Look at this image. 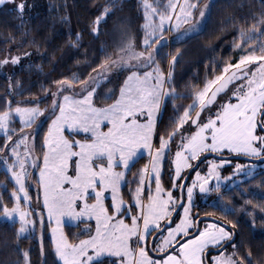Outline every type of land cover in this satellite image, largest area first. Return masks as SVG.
Here are the masks:
<instances>
[{"label":"snow or ice","instance_id":"snow-or-ice-1","mask_svg":"<svg viewBox=\"0 0 264 264\" xmlns=\"http://www.w3.org/2000/svg\"><path fill=\"white\" fill-rule=\"evenodd\" d=\"M6 2L0 0V5ZM12 3L22 20L27 0ZM209 11L210 5L201 7L199 0H168L163 11L144 0L143 50L138 51L134 40L128 39L118 46V52L106 55L85 79L74 76L55 81L57 89L49 91L52 102L48 109L19 105L13 109L9 101L0 111V131L6 137L0 146V162L6 165L16 185L12 190L15 202L11 207L0 202V211L6 221L15 222L18 217L19 239L35 231L36 213L40 214L43 229L46 210L48 222L55 221L51 232L56 259L52 264H105L104 257L113 258L110 264H253L252 250L249 248L245 254L241 245L234 242L238 220L228 221L232 230L219 221H205L201 228L191 209L197 188L206 194L212 191L213 180L218 190L221 179L254 178L255 165L248 161L264 160V11L259 17L253 16L250 25L247 18H240L241 23L236 24L237 18L233 17V46L240 51L239 58L226 63L202 88H196L191 103L172 121L171 130L165 128L161 133L159 127L166 98L178 95L172 84V71L166 73L157 60L164 33L173 30V20L178 35L197 32ZM110 14L109 6H103L92 22L91 32L98 35L101 23ZM182 25L187 27L182 29ZM176 53L171 56L170 68L178 61L181 50ZM10 59L16 64L20 57ZM8 62V58L0 61ZM113 72L128 74L118 95L112 90L105 97L112 102L98 106L97 87L101 80L110 82ZM77 81L79 91L73 87ZM70 89L71 94H67ZM45 112L50 123L43 135L42 156H33L34 144L28 146L29 136L23 128L35 124L33 133L38 135V121ZM16 117L22 128L14 138L12 133L17 130L11 125ZM81 132L85 139L74 138ZM157 136L158 146L154 143ZM173 144L174 175L170 174L172 186L166 189L161 168ZM143 150H147L149 162L139 169L137 186L125 200L122 184L127 183L126 173L142 158ZM225 152L246 161L237 160L228 177H222L220 172L226 163H231L223 158ZM206 153L218 154L219 158L209 161L207 172L202 173L191 162L199 161ZM30 168L39 169L38 176L30 173ZM185 169L195 171L190 184L182 175ZM30 176L37 187L35 208L29 191ZM109 191L111 204L105 202ZM178 208L183 209V215L178 214ZM220 211L227 218L235 209L223 205ZM65 217L94 218L95 232L70 241L62 227ZM260 219L264 222V216ZM251 223L255 225V216ZM40 255L42 264H48L43 235ZM23 264H32L30 250L23 251Z\"/></svg>","mask_w":264,"mask_h":264},{"label":"trees","instance_id":"trees-1","mask_svg":"<svg viewBox=\"0 0 264 264\" xmlns=\"http://www.w3.org/2000/svg\"><path fill=\"white\" fill-rule=\"evenodd\" d=\"M157 1H161L163 5L166 0ZM143 2L144 0H43L37 8L25 11L22 20L15 8L0 6V61L12 53H22L26 48L33 49L31 51L35 53L33 58L13 67L7 74L0 72V111L6 108L9 101L12 108L17 105L47 108L52 100L49 91L57 87L55 81L65 77L72 79L74 76L85 79L106 55L118 52V46H122L128 39L134 40L136 46L141 48L145 22ZM105 5L109 6L111 14L106 22L101 23L100 33L97 35L91 32L92 22ZM262 11L264 3L261 0H212L209 14L198 32L178 40L171 38L163 43L157 60L164 71H172V84L178 95L176 98H166L162 105L159 118L161 133L165 128L171 130L172 121L191 103V94L197 87L202 88L203 83L219 74L226 63L235 62L239 58L241 53L233 46L236 37L233 17L237 18L236 24L241 23L240 18H247L250 25L252 17H259ZM77 34H80L79 37ZM177 49L181 50V54L170 68L168 61H171L172 55L177 54ZM124 75L125 72L119 73L110 82L102 80L99 83L95 97L97 105L111 102L105 99L108 95L106 90H115L117 94ZM75 84L78 85L79 82ZM49 121L50 118L47 117L40 124L39 134L34 135L36 156H42L41 144ZM76 137L85 136L80 133ZM5 139L4 134H0V146H3ZM154 143L158 146V136ZM173 148L174 144L161 168L162 184L166 189L172 186L170 174ZM208 156L212 154H204L198 161L200 168L204 167L203 162ZM146 163L148 156L143 154L126 173L127 183L122 184L121 188L125 200H128L137 186L139 169ZM229 170L226 167L224 173ZM189 171L190 169L183 176ZM193 173L194 170H191L188 174V181L192 179ZM28 184L31 185L29 191L33 197L32 203L37 204L35 180L29 179ZM15 186L9 172L0 167V202L12 206L15 202L12 197ZM209 193L200 195L196 190L192 215L198 217L200 223L211 219L226 225L230 230L232 225L228 221L238 220L234 242L241 245V251L245 254L249 248L252 250L253 264L264 261V222L260 219L264 216L261 211L264 208V170L256 172L254 178H246L234 186L220 185L218 190L214 187ZM175 194L179 196V190ZM223 205L235 209L227 218L220 211ZM253 216L256 217L255 225L251 223ZM84 223L63 226L70 241H76L85 234L80 232ZM39 229L38 233L23 235L18 239V223L0 220V264H17V261L23 264L25 250H30L32 264H42V235L48 264H52L56 257L45 220L43 229L41 226ZM110 260L104 258L105 264H110Z\"/></svg>","mask_w":264,"mask_h":264},{"label":"rangeland","instance_id":"rangeland-1","mask_svg":"<svg viewBox=\"0 0 264 264\" xmlns=\"http://www.w3.org/2000/svg\"><path fill=\"white\" fill-rule=\"evenodd\" d=\"M211 1L212 0H199V3H200V5H201V7H203L205 4H209L210 5V3H211ZM149 2L150 3H152L154 6H156V7H158L161 11H163L164 10V6L168 3V0H166L165 1V3L162 5V2L161 1H151V0H149ZM16 3H19V0H16ZM43 3V0H27V5H28V7L26 8V10L25 11H30V10H32V9H34V8H37L38 6H40L41 4ZM0 6H9V7H12V8H15V5L12 3V0H7V2L4 4V5H0ZM143 7H144V2H143ZM207 18V17H206ZM196 19L198 20L199 19V14H198V12L196 13ZM206 20V19H205ZM205 20L200 24V28H199V30L203 27V25H204V23H205ZM172 24H173V30L172 31H169V32H165L164 33V36H165V39H164V42L165 41H169L171 38L173 39V40H178V39H181L182 37H187V36H189V35H191V34H194V33H196V32H193V33H184L182 36L181 35H178V33L176 32V30L174 29V24H175V20H173V22H172ZM165 26L167 27L168 26V24H167V22H166V24H165ZM184 27H187V25H182V29L184 28ZM182 29H181V31H182ZM198 30V31H199ZM197 31V32H198ZM31 50H33V49H31V48H26V50H24V52H22V53H12V54H10V55H7L6 57H4L1 61H3L5 58H8L9 59V62L7 63V64H3V63H0V72L1 73H3V74H7L8 73V71L10 70V69H12L13 67H15V66H17V65H19V64H23L25 61H28V60H30L31 58H33L34 56H35V53L33 52V51H31ZM137 50L138 51H140V50H143V46L141 47V48H139V47H137ZM25 53H29L30 55H25ZM12 56H19L20 57V59H19V61L16 63V64H13L12 62H11V57ZM168 62H170V61H168ZM145 71L147 70V69H144ZM166 73L168 72V71H165ZM118 74L119 73H115V72H113V73H111V78H112V80L115 78V77H117L118 76ZM127 72H125V75H124V79L126 78V76H127ZM124 79L122 80V83H123V81H124ZM102 81V80H101ZM100 81V82H101ZM121 83V84H122ZM94 87H96V85H93ZM77 91H79L80 90V84H78V85H76V84H74V86H73ZM56 89H57V87L52 91V92H55L56 91ZM107 91V92H106ZM105 92H106V94H109L110 92V90H106ZM118 93H119V91H118ZM118 93L116 94V95H118ZM67 94H71V89L69 90V93H67ZM229 95H231V93H229ZM51 99H52V97H51ZM61 99H62V97H61ZM51 102H52V100H51ZM112 102V101H111ZM110 102V103H111ZM50 106H51V103H50V105H49V107H47V108H41V109H48V108H50ZM99 106V105H98ZM101 106H103V105H101ZM219 106V104H217V107ZM21 107H27V106H21ZM14 109V108H13ZM213 112H215V109H213ZM205 115V117L207 116V113H205L204 114ZM47 117H49L48 116V113L47 112H45V114L40 118V120L38 121L40 124L47 118ZM49 123H50V121H49ZM35 127H36V125L34 124L33 126H32V128H23V132L25 133V134H27L28 136H29V139H28V146L29 147H32L33 146V144H34V133H33V129H35ZM11 128H13V129H16L17 131L16 132H14L13 134V136H14V138H16V137H18L19 135H20V133H19V130L22 128V125H21V123H20V121H19V118L18 117H16L15 118V121H14V123L11 125ZM0 134H3V131H0ZM81 134H83L84 136H85V134L83 133V132H81ZM74 138H76V139H85L86 137H84V138H80V137H74ZM155 139V138H154ZM176 140H177V142H179V137H177L176 138ZM175 150H176V145L174 144V148H173V153L171 154V161H172V159L174 158V152H175ZM21 151H23V145L21 146ZM33 156H36V154H35V152H34V148H33ZM143 154H146L147 156H148V154H147V150H143L142 151V155ZM208 153H206L205 155H207ZM214 155V156H213ZM226 155V157H223L225 160H229V161H231V163H226L221 169H220V172H221V175H222V177H228V176H230L232 173H233V171H234V169H235V164H236V162H237V160L240 162V163H245L246 161H245V158H243V157H237L236 156V154H229L228 152H225L224 154H223V156H225ZM231 157H235V158H231ZM219 157H218V154H212V156H208L206 159H205V161L203 162L204 163V165H202V166H204V167H202V168H200L199 167V170L202 172V173H206L207 172V165H208V162L209 161H211V160H214V159H218ZM241 158H243V159H241ZM254 159V160H253ZM148 162H149V157H148ZM197 162V161H196ZM195 161H192L191 163L193 164V165H195V163H196ZM248 163H251V164H254L255 165V171H257V170H264V160H262V159H260V158H251V160H249L248 161ZM0 167H2L3 169H5L6 170V165L5 164H3L2 162H0ZM226 167H228L230 170L229 171H227L226 173H224V170H225V168ZM171 169H172V173H171V175H174V165L171 163ZM187 170L188 169H185L184 170V172L182 173V175L183 174H185L186 172H187ZM29 172L30 173H35V175L36 176H38V172H39V169H29ZM10 174V173H9ZM10 177H11V174H10ZM195 177V171H194V173H193V175H192V179ZM238 177H240V176H236L233 180H223V179H221V181H220V185H223V186H226V185H228V183L230 182H232V181H234V180H237L236 178H238ZM12 179V178H11ZM29 179H32L31 178V176H30V178ZM192 179H189V181H188V183L190 184L191 183V180ZM13 180V179H12ZM14 181V180H13ZM15 183V182H14ZM212 185H213V188L215 187V180H213L212 182ZM151 188H152V190L154 191V189H155V181H154V179L151 181ZM196 190H198L199 191V189L197 188ZM196 190H195V192H196ZM22 195V194H21ZM41 206H42V195H41ZM106 203H109V204H111V193H110V191L106 194V201H105ZM187 201H186V195H185V203H186ZM23 203V202H22ZM193 204H194V202H193ZM192 204V205H193ZM37 206V204H34V203H32V207L33 208H35ZM192 212V211H191ZM179 215H183V209L182 208H179V213H178ZM193 214V213H192ZM43 216H44V220H45V222H46V224L48 225V228H49V232H50V235H51V239H52V232H51V229H52V227H54L55 226V221L53 220L52 221V223H49L48 222V217H47V212H46V210H43ZM35 218H36V220H37V223H36V225H35V231L34 232H39V228H40V223H39V219H40V214L39 213H36L35 214ZM177 219H178V217H177ZM0 220H6L4 217H3V213H0ZM205 221H208V222H216L215 220H211V219H205V220H203L201 223H200V227L201 228H203L204 226H205ZM15 222H17L18 223V228H19V220H18V217H17V219H16V221ZM78 222H85L83 225V227L81 228V230H80V232L81 233H85L84 235H82L80 238H78L77 240H79V239H84V238H86L89 234H93L94 232H95V219L94 218H91V219H89L88 217H84V218H82L81 220H69L67 217H65L64 218V223H63V225H62V227L65 225V224H77ZM63 231H64V229H63ZM34 232H32V233H34ZM24 235H28V234H24ZM76 240V241H77ZM232 249H231V246H229L228 247V251L230 252ZM104 258H107V259H113V258H109V257H104ZM103 258V259H104Z\"/></svg>","mask_w":264,"mask_h":264},{"label":"water","instance_id":"water-1","mask_svg":"<svg viewBox=\"0 0 264 264\" xmlns=\"http://www.w3.org/2000/svg\"><path fill=\"white\" fill-rule=\"evenodd\" d=\"M224 157V156H223ZM198 164V161L195 163V165H197ZM192 169H190V171H191ZM190 171L187 173V175H186V177L188 176V174L190 173ZM247 177H242V178H240V179H237V180H234L230 185H229V187H231V186H234V185H236V184H238L239 182H242L243 180H245ZM179 195H180V192H179ZM179 210V208L177 209V211Z\"/></svg>","mask_w":264,"mask_h":264},{"label":"flooded vegetation","instance_id":"flooded-vegetation-1","mask_svg":"<svg viewBox=\"0 0 264 264\" xmlns=\"http://www.w3.org/2000/svg\"><path fill=\"white\" fill-rule=\"evenodd\" d=\"M224 157H226V155H225ZM253 160H254V159H253ZM258 171H261V170H257V171H255V173L258 172ZM240 178H242V177L240 176V177H238V178H236V179H240ZM232 182H233V181H232ZM232 182H231V183H232ZM231 183L229 182L227 186L229 187V185H230ZM199 194H200V195H208V194H210V193L208 192V193H206V194H202V193L199 192ZM229 230H230V229H229Z\"/></svg>","mask_w":264,"mask_h":264}]
</instances>
